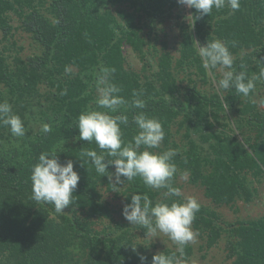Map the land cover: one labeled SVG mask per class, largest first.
<instances>
[{
  "label": "trees",
  "instance_id": "obj_1",
  "mask_svg": "<svg viewBox=\"0 0 264 264\" xmlns=\"http://www.w3.org/2000/svg\"><path fill=\"white\" fill-rule=\"evenodd\" d=\"M118 2L0 0V79L6 82L0 101L11 103L26 127V135L17 138L0 125V136L10 138L9 145L0 144V264H141L140 254L132 251L134 237L127 231L105 251L89 227L93 218L109 216L103 191L114 189L107 176L78 159H87L81 157L84 148L100 151L94 142L77 140L76 121L83 111H106L95 103L101 66L115 69L112 82L128 101L111 113L129 117V124L121 126L124 140L137 133L133 118L138 112L158 118L165 138L162 147L153 150L177 149L174 163L190 172L191 182L204 185L214 203L230 205L244 197L249 203L264 179V107L258 104L264 80L257 81L249 97L234 88L221 90L214 84L219 80L216 70H205L197 54L198 46L218 38L228 42L237 72L258 74L264 67L263 0H239L238 10L213 9L196 21L193 17L189 27L181 24L176 54L168 50L166 24L177 16L181 5L177 0H127L124 8L116 7ZM18 29L30 38L28 47L37 50L27 58L20 55L24 45L14 38ZM146 36L162 51L156 53L151 70L147 66V72L137 73L126 67L124 48L139 49ZM139 55L145 56L143 51ZM134 90H142L145 109L131 107ZM43 123L51 125L50 133L41 132ZM214 128L221 131L212 133ZM177 133L183 135L181 142L175 140ZM52 149L59 152L61 162L72 160L80 175L76 203L64 209L65 214L31 198L32 166L42 152ZM172 183L175 186L174 178ZM134 193H147L150 200L156 196L139 177L130 182L129 203ZM173 200L180 199L166 197L164 202ZM210 215L214 213L201 207L194 220L196 227L208 228L207 247L216 244L215 228L219 229ZM231 231L236 236L228 243L232 264H264V215L234 224ZM185 254H192L191 247Z\"/></svg>",
  "mask_w": 264,
  "mask_h": 264
},
{
  "label": "clouds",
  "instance_id": "obj_2",
  "mask_svg": "<svg viewBox=\"0 0 264 264\" xmlns=\"http://www.w3.org/2000/svg\"><path fill=\"white\" fill-rule=\"evenodd\" d=\"M177 3L195 9L198 15H193L195 21L205 15H210L213 9L220 10L230 7L232 10L240 8L239 0H177ZM234 46V42H233ZM197 54L205 70H217L222 77L216 81L219 89L235 91L243 97H249L256 88L259 80H264V67L258 74L248 75L246 71L237 72L234 67V57L229 50L228 42L218 38L208 39L206 45L198 46ZM264 64V63H262ZM244 66L241 65V69ZM115 69L101 66L96 73V105L99 110H86L79 114L76 128L79 130L77 140L93 142L98 149H82L80 159L83 163L90 162L98 175L107 176L111 185L119 189L118 185L132 182L139 177L149 189H166L165 197H181L182 191L178 186H173V178L178 172L174 158L178 155L177 149H168L157 152L165 138L162 122L146 112L140 111L133 118L137 126V133L130 141L124 140L121 126L129 124V117L117 113L128 101L120 95L121 88L112 82ZM63 94V93H62ZM134 99L131 107L145 109L146 101L142 98L143 92L133 91ZM0 125L9 128L13 137H24L26 127L22 118L13 112L11 103L7 100L0 101ZM49 123L41 125V132L50 133ZM56 149L42 152L38 162L31 169L32 199L38 203L54 205L55 212L65 214L64 209L76 203L75 191L80 181V175L74 170L72 160L61 162ZM114 167L115 172H109ZM184 180L188 179V171L182 174ZM201 204L195 196H188L172 202H157L153 204L147 193H134L131 203L125 204L122 215L132 225L145 230V239L167 236L176 246L177 255L157 253L152 257L151 264H189L185 256V247L195 242L198 232L192 228L196 214L200 211ZM132 251L137 252V247L132 246ZM141 264H147V257L140 255Z\"/></svg>",
  "mask_w": 264,
  "mask_h": 264
},
{
  "label": "rangeland",
  "instance_id": "obj_3",
  "mask_svg": "<svg viewBox=\"0 0 264 264\" xmlns=\"http://www.w3.org/2000/svg\"><path fill=\"white\" fill-rule=\"evenodd\" d=\"M127 0H119L118 5L116 7L124 8L127 5ZM264 4V0H263ZM115 7V8H116ZM115 8H111L113 12ZM177 16L171 19L169 23L166 24L167 32L170 34V43L168 50L171 53L177 52V48L179 46L178 40L179 35L181 34L180 25L184 23L186 27H189L193 24V11L187 6L180 5L179 9L176 11ZM15 27L20 25V21H14ZM148 29L146 30V34ZM142 33V32H140ZM147 37V36H146ZM145 37V44L140 46L139 49L135 48V46L126 45L124 48L125 58H126V67L132 71L137 73H142L146 70L147 66L148 71L151 70V66H154L156 63V53L161 52L160 44L157 42L148 41V37ZM14 38L17 39L19 44L24 45V51L20 53L21 56L27 58V55L35 53L36 51H32V47H28L31 41L30 38L22 32L21 29L16 30ZM157 44V45H155ZM155 45V46H154ZM154 47H158L159 50ZM136 49V50H135ZM143 51L145 56L139 55V52ZM9 62L12 63V59H9ZM216 74L220 79L222 74L216 70ZM211 78H214L211 76ZM218 81V80H217ZM216 86L217 83H214ZM6 87V82L0 79V89ZM261 96V95H259ZM258 104L260 107H264V96L261 100H258ZM175 131V130H174ZM213 131H221L220 128H214ZM177 142H181L183 140L182 133H177V137L175 139ZM10 138L7 136H0V144L9 145ZM162 147V145H161ZM209 147L207 151H211ZM155 151V150H153ZM178 168V172L174 177V184L181 188L182 196L178 197L180 200L188 196H195L201 207L207 209L211 214V222L212 224L219 227V229L215 228L218 233V239L216 244L211 247H207V232L208 228L205 225H201L199 227L195 226L193 222L192 228L194 231L198 232L195 242L190 243L185 247H191L192 254L190 256H186L189 260V264H232V260L229 259V241L236 240V236L232 235V226L234 224L254 220L260 218L264 215V179H262V183L257 185V192L254 193L251 202L246 203V198L244 199H235V202L230 205L226 204H217L214 203L212 199L205 195V186L201 183H193L191 182V174L188 175V179L184 180L182 178V173L185 171L184 169ZM210 169V167H207ZM133 182V181H132ZM119 189L106 190L104 187L103 198L108 203L109 207V216L105 218H93L92 225L89 227L92 230V237H94L96 243L100 245L102 248L112 249L114 247V241L119 237V234L125 233L127 231L131 239L133 238L132 246L137 247V252L140 255L146 256L147 260L151 259L154 255L160 252L174 251L177 253V246L165 235L160 234V237L157 238H148L145 239L142 230L139 226L130 224L122 215L123 208L125 204H128L127 194L129 191L130 183H126L124 185H118ZM156 196L151 198L153 199V204L161 201H165L166 197L164 193L166 192L164 189L154 190ZM170 198L171 197H167ZM236 204V205H234ZM210 216L208 217L210 220ZM214 228L210 227L209 231ZM131 235V236H130ZM127 237V238H128ZM112 242V243H111ZM131 246V247H132Z\"/></svg>",
  "mask_w": 264,
  "mask_h": 264
}]
</instances>
